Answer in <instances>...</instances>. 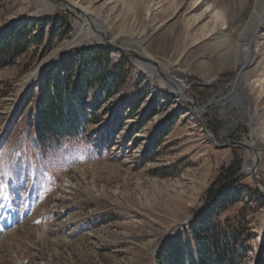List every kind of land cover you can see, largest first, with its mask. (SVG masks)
Masks as SVG:
<instances>
[{"label":"rangeland","instance_id":"obj_1","mask_svg":"<svg viewBox=\"0 0 264 264\" xmlns=\"http://www.w3.org/2000/svg\"><path fill=\"white\" fill-rule=\"evenodd\" d=\"M50 15L68 21V36L48 39ZM91 23L111 44L154 60L198 118L156 68L111 49L109 72L120 64L122 86L91 89L97 111L44 155L26 125L36 101L28 92L64 54L102 47ZM12 25L27 33L25 51L0 68V264H166L162 246L236 159L259 197L244 191L211 222L233 224L248 202L240 264L258 255L264 264V0H0V35Z\"/></svg>","mask_w":264,"mask_h":264},{"label":"trees","instance_id":"obj_2","mask_svg":"<svg viewBox=\"0 0 264 264\" xmlns=\"http://www.w3.org/2000/svg\"><path fill=\"white\" fill-rule=\"evenodd\" d=\"M44 24H51L48 39L53 40L58 32L68 36L71 31L68 21L62 16L45 17ZM12 25L0 35V68L8 65L23 53L22 39L27 28ZM110 48L94 47L73 49L52 62L42 72L37 84L28 92L35 93L34 107L26 116V125L32 132L35 144L52 157L63 144L76 137L89 121V111L98 109V98L89 100V91L106 81L111 89L122 86L119 79L120 64L109 72ZM28 95H25L26 98ZM154 110H150L147 118ZM241 160H234L221 169L204 190L201 207L195 211L189 223L175 237L170 238L159 252L158 259L166 264H240L244 257L243 245L250 241L249 222L246 218L248 202L239 209L236 222L213 225L220 213L238 201L244 191L250 198L259 197V191L242 184ZM263 240V239H262ZM263 252V251H262ZM258 255L254 264H260Z\"/></svg>","mask_w":264,"mask_h":264},{"label":"water","instance_id":"obj_3","mask_svg":"<svg viewBox=\"0 0 264 264\" xmlns=\"http://www.w3.org/2000/svg\"><path fill=\"white\" fill-rule=\"evenodd\" d=\"M61 2H63L64 0H59ZM65 3L67 4V8L70 9V10H76L77 12H80V9L76 8L75 6H73L71 3L69 2H66ZM87 18V17H86ZM88 19V18H87ZM90 21V20H89ZM91 22V21H90ZM91 25V24H90ZM92 30H94L99 36H101V46L102 47H106V48H110V49H116V50H119L121 52H132L130 50H126V49H122L116 45H113L111 44L110 42H108L106 39H105V35L102 33V32H97L93 26H91ZM133 53V56L135 57V59L139 62V63H147V64H150L152 65L154 68H156L157 72H158V78H160V80H162L163 82H165L167 85H169L170 87H174L173 84L171 83L172 80L168 79L164 72L161 70V68L158 66V64L154 61V60H151L149 59L148 57H140L138 56V54H136L135 52H132ZM182 104H188L189 106H191V103L189 101H185L184 103ZM191 109H192V112L194 114V110H193V107L191 106ZM196 118H198L197 116H195ZM240 146L242 147H247L246 145H243V144H239ZM254 169V168H253Z\"/></svg>","mask_w":264,"mask_h":264},{"label":"bare ground","instance_id":"obj_4","mask_svg":"<svg viewBox=\"0 0 264 264\" xmlns=\"http://www.w3.org/2000/svg\"><path fill=\"white\" fill-rule=\"evenodd\" d=\"M76 8H77V7H76ZM78 9H79V8H78ZM80 11H81V10H80ZM81 12H82V11H81ZM82 13H83V12H82ZM86 26H87V25H86ZM91 26H93L95 30H96V29L99 30L98 25H94L93 23H91ZM87 28H88V26H87ZM97 30H96V31H97ZM97 32H102L103 34H105L103 31H97ZM96 34H97V33H96ZM242 63H243L242 65L246 64V63H247V60H243ZM141 64H146L147 68L150 67V66H148V65H150V64H147V63H141ZM143 66H144V65H143ZM142 68L144 69V67H142ZM149 71H150L149 73H154V72H155V70H154L152 67L149 68ZM157 73H158V72H157ZM154 74H155V73H154ZM239 81H240V75H236L234 81L232 82V85H235L236 83H239ZM171 83L173 84L174 88H171V89H170V87L167 86V87L169 88L168 91L171 92V94H173V95L176 97L177 101H179L180 103H184L186 99L183 97L182 86H181L179 83L174 82L173 80L171 81ZM165 87H166V86H165ZM193 110H194V115L198 117V115L200 114V111H197V112H196V109H194V108H193Z\"/></svg>","mask_w":264,"mask_h":264}]
</instances>
